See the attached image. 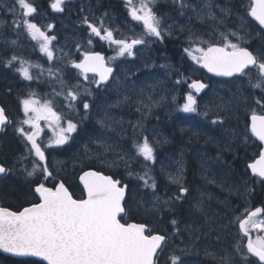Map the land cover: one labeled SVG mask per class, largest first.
<instances>
[{"label":"snow or ice","instance_id":"obj_1","mask_svg":"<svg viewBox=\"0 0 264 264\" xmlns=\"http://www.w3.org/2000/svg\"><path fill=\"white\" fill-rule=\"evenodd\" d=\"M65 2L66 0H52L49 6L54 12L62 13ZM177 2L181 8L189 6L185 0H177ZM128 4L131 5V0H128ZM154 4L155 0H140L139 8H130L129 14L132 20L142 25V34L133 33L131 39L116 38L114 30L105 26L103 19L93 22L84 17L82 24L86 25L88 31L87 43L91 45L94 37L99 38L110 46L115 45L114 51L117 57L126 55L134 57L136 46L147 43L149 38L162 41L164 38L162 22L153 11ZM206 7L211 8L212 4L208 3ZM17 8L20 10V16L19 19L13 20L14 26L17 29L23 27L32 40L38 41L39 50L47 57V60L53 61L55 56L51 44L56 40V36L48 35L36 23L31 22L29 17L33 16L37 9L28 0H14L8 11L16 17ZM246 17L255 21L259 31L264 32V0H251L246 9V16L241 17L242 27L245 23H250ZM208 18L217 19L212 13H208ZM220 24H223L222 20ZM53 27L52 24L47 25L48 30ZM219 35V42H216L213 37L206 40L197 36L195 41L190 38V43L199 41L201 45L195 49L200 53L198 57L192 56L190 48H185L184 51L189 53L192 59L208 73L223 77H246L251 88L259 89L261 93H264V51L254 53L248 47L241 46L239 41H243L244 37L236 30L228 29L226 32H220ZM232 38L237 42H233ZM12 43L15 44V41ZM2 62L7 68H13L18 63L19 67H15V71L28 81L38 78L33 76L31 68L41 69V65H33L16 54H12ZM69 63L72 68L78 70V75L85 81L89 80V73L94 74L90 82L97 88L105 84L113 73V68L107 66L105 58L99 52L85 51L79 62L69 61ZM48 72L52 75L51 68ZM253 72H255V81ZM97 76L98 80L95 79ZM57 79L62 87L66 84L62 76H57ZM180 82L177 81V83ZM80 87L81 85L77 82L67 89L65 99L68 100L69 107H72L73 102L80 98ZM206 87L207 85L200 80H193L189 85L195 93L201 92ZM34 95L31 93L28 98L20 101L25 116V119L21 121L11 119L8 110L0 105V130L9 125H18L14 127V131L23 140L25 149L11 162L0 161V177L16 172H22L26 179L36 177L29 181V190L33 196L30 206L15 211L0 206V250L16 257L40 258V261L47 264H157L158 250L163 251L167 237L153 232L145 223L127 221L129 212L125 200L127 185L100 171H85L79 179L83 184L86 198L76 199L65 186L64 181L54 176L49 167L46 151L53 146L67 144L72 134L77 131L78 124L68 119L66 126H62L60 123L62 118L53 111L50 102L39 105L38 101L32 99ZM125 99L127 100L128 97ZM255 103L264 107V99H256ZM145 107L149 106L145 105ZM216 107L219 109L221 106ZM89 108V103L86 100L83 101L84 111L87 112ZM179 111L207 116V111L198 112L197 99L191 91L187 94L186 102L180 106ZM42 119L50 121L54 132V136L44 147L37 142L42 131L39 125ZM99 123L103 125L104 121L101 120ZM212 123L223 124V118L217 115ZM23 125H29V130H25ZM250 132L252 136L264 142V115L252 112ZM100 147H103L105 151H114L111 146L103 143ZM134 149L135 155L142 157L145 162L152 164L156 162L155 148L147 136L142 137V142L136 141ZM118 158L124 162L125 167H130V158H126V154H118ZM248 167L253 175L264 182V150H261L259 159ZM129 175L133 173L130 171ZM168 178L170 182L180 184V173L176 176L169 175ZM137 179L142 181L145 188L155 190L156 180L151 175L147 163L143 174H137ZM53 181L55 182L51 187L47 186ZM188 191V188L181 185L175 200H181ZM159 199L156 197L157 203L153 205L157 210H159ZM163 203L169 205L168 200ZM262 213L264 209L256 208L247 213L245 218H238L236 221L239 232L247 238L246 246L236 245V252L241 254L243 264H264V235H257L255 239L251 236L253 230L264 232V218H260ZM171 224L176 228L177 221L173 219ZM176 231L178 232L179 229L176 228ZM250 257H255L256 260ZM169 259L171 264H183L178 255L173 254ZM223 259L224 264H235L231 255ZM31 264H39V262L32 261Z\"/></svg>","mask_w":264,"mask_h":264},{"label":"flooded vegetation","instance_id":"obj_2","mask_svg":"<svg viewBox=\"0 0 264 264\" xmlns=\"http://www.w3.org/2000/svg\"><path fill=\"white\" fill-rule=\"evenodd\" d=\"M200 1L201 0H185V3L197 5V3H199ZM28 2L32 3L37 9V12L33 14V16L29 17L31 22L36 23L37 26L40 27L42 31H45L48 35L56 36V40L52 41L51 44V47L54 50L55 58L53 61H48L47 57L40 52L38 41L32 40L23 27L17 29L14 26L13 20L19 19L20 16V10L18 8L16 17H14L8 11V8L14 3V1L11 0L7 4V8H0V21L2 24L0 26V105H3L8 110L10 118L14 121H21L25 119L20 101L22 99L28 98L31 93L35 94L34 96H32V99L38 101L39 105L57 100L60 105L69 107V102L67 99H65V95L62 97H58L56 95V87L57 85L61 84L58 81L57 76H62L63 80L66 82V84L64 85L65 90L63 91L65 93L69 87L75 85L77 82H79V84L81 85L80 98L77 101L73 102V105L70 109L66 108L64 112L66 113L68 119L74 120L79 117V119H82V121H84V124L82 125V127H80V130H82V133L84 135H87L89 129H93L91 125H96V116L101 112L108 110L109 112L114 111V114H116V116H118L120 119H127L129 123L128 125L126 124L124 131H118V134H120V136L118 134L115 135V138L118 137L117 142L119 144H122L121 142L124 141L122 140L123 138L132 135V123H137V121H135V118L139 122H143L142 126L144 127V129H148L152 126L154 127L153 129H155L157 128V124H159L160 126H162L164 133H168L174 142H178L183 138H186L187 140L189 136L183 135L181 137L180 133H178V131L176 130V127L169 128L168 126H166L168 117L163 115V112H166V110L163 111L162 102L159 106V109L153 111V113L151 114H148V116L145 113L146 111L144 112L143 110L142 112L141 109H139V111H136L135 109H131L130 107H128V110L121 111L119 109L111 107L114 105L113 102L118 99L120 92L124 94L125 91H129L130 88L136 86V83L147 79V76H150L153 72H158L159 74L163 75V69L165 72L167 69L171 70L172 75L170 76V81H172V79L179 81L181 80L178 88L180 102L182 99L183 103H185L186 96L191 91L196 96L198 112L203 113L207 111V116L205 117L206 119L209 120L211 118H217V115L222 116L220 115L221 113H218V111H215V109L204 107L205 104L202 105V103L208 95L210 97H215L213 93L216 89L221 87L228 89V86L232 83L233 80H225L206 74L203 71L202 67L199 64L196 65L193 62V59H191L187 52L184 51V49L187 47H181V49L177 51V57H175L174 55L169 56V53L163 52V47L166 43V40L176 41L177 43H184L187 45L188 42L185 41L183 34L180 33L178 29L173 28V32L170 33L171 37H164L162 41L156 38L148 40L145 45L141 46V50H139V52L137 50L138 46H136V48L134 49L135 56L136 52L144 56L148 53H145L146 51H151V54L155 57V59L158 61L160 60L161 66L158 71L156 68L149 67V63L147 61L143 62L142 60V62H137L135 56L129 57L126 55L124 57H117L116 52L114 51L115 45L110 46L106 41L100 40L99 38L94 37L93 43L91 45L87 43L88 31L86 25L82 24V20L84 17H87L90 21L93 22H98L100 19H103L105 26L110 27L114 30V35L116 36V38L131 39L133 37V33H141L142 25L137 21H133L129 14L130 8H137L140 4V0H131V5L128 4V0H66L64 4V11L62 13L54 12L50 8L49 5L52 0H28ZM250 2L251 0H231V2L222 3L220 5L223 7V10L229 11V15H226L225 13L223 14V20L232 25L233 29L236 30L238 28L237 30H241L239 34L244 37V41H249L248 43H244L243 45L241 44V46L246 47L247 45L249 50L256 53L257 51H264V32L259 31V26L256 24V22L252 21L250 17H246V19L250 21V23H245L243 27L241 26V17L246 16V9L250 5ZM226 4L228 5V7ZM182 9L183 8L179 6L177 0H155V5L153 7V11L157 14L158 17L161 18V22L169 20L174 21V25H171L172 27H176V25H178L177 22L181 20L180 11ZM190 20H192L193 23L195 21L193 16ZM233 21L237 22L231 23ZM188 23L190 22L187 21V24ZM48 24H52L54 25V27L51 30H48ZM167 24L168 26L170 25L168 22ZM197 25L199 24H196L195 27H197ZM200 25L202 29L207 28L209 32H226L223 27H218L216 24L210 26H206L203 24ZM243 28H245L244 33H242ZM214 29H218L217 32H214ZM247 30L249 31L248 33ZM13 41H15V44L12 43ZM239 43L242 42L239 41ZM78 45L79 47H77ZM85 51L99 52L105 58L107 66L113 68V73L109 77V80L105 84H102L99 88H97L94 83L90 82L94 74L89 73V80L85 81L82 76L78 75V70L72 68L69 63V61L79 62V60L83 58V53ZM12 54H16L24 60H29L31 62H34L35 64L41 65V69H37L35 67L31 68L33 76L38 78H34L32 81L24 80L19 75V73L15 71V67H19L18 63L13 68L5 67L2 61L6 58H9ZM112 57L115 58L110 59ZM146 58L150 59L148 57ZM49 68L52 69V75H49ZM242 78L244 79V77ZM95 79L98 80L99 77L97 76L95 77ZM193 80H200L201 82L206 84L207 87L201 90V92L195 93V90L189 88V85ZM124 86L127 90L123 92V89H125ZM170 87H173V85L171 84ZM9 89L11 90L10 92ZM133 91L134 90H132V94ZM89 92L91 93L90 95L88 94ZM85 100L90 105V108L87 112H85L83 109V101ZM169 107V104H167V108ZM209 111H212L213 115H209ZM228 113H232V106L228 109ZM172 119L173 121L179 120V122L193 123L196 127L200 123L197 119L193 120V118H189L187 116H176ZM46 121L47 120L43 119L39 121V125L42 131L38 138V143H40L42 147H44V145L48 143L46 141H49L51 139L49 131L46 128ZM47 122L50 123V121ZM15 126L18 125H9L6 128L0 130V138H7L8 136H12L20 140L21 145L24 149L23 140L21 139L19 134L14 131ZM212 134L213 136L215 135V133ZM137 135V137L126 143V148H123L122 146H120L119 148V150H126V158H130V167L127 168L125 167L124 162L118 158V155H115V157H109L110 159L107 156H105V158L91 159L90 157L95 151L91 148H94L96 146L92 143L94 147H90L89 143L86 142L88 137H83L85 138V141L81 143L82 151L80 154V163L76 164L75 167H72L73 169H76V174H74V177L72 175L71 168H67L71 167L69 166V163H67V160L70 156L64 158V156L66 155V149L71 145V142H69V144L67 143L64 146H53L52 148L47 149L46 156L48 157L49 167L53 171L54 176H57L59 180H63L65 186L72 194L73 192H76L78 195L77 199L85 198L84 191L78 182L79 176L83 172L89 170L100 172L108 171L110 172V174H104L103 172L102 174L109 175L115 178L117 177L119 167H125V169H127V177L118 180H120L122 184L128 186L126 190L125 200L129 212L126 219L128 222L132 223H145L150 228L153 223L149 219L144 218V213H139L142 215H138L136 213V211L139 210L140 206H136L134 195L136 193L140 194L141 190L139 189V187H141L143 183L137 178H134L132 175H129V172L131 171L133 173L135 171L134 169H136L137 166V169L143 172L146 164L139 158H134L132 154L134 143L137 141V139H141L142 136L148 137V132L145 133L143 131L140 134L137 133ZM45 138L46 141L43 142ZM191 139L195 141L196 139H198V137H191L190 140ZM200 139L202 140V138ZM255 147L257 148L258 153L260 151V148L256 145ZM206 148L208 149V156L210 154L212 156L214 154L217 155L218 152H220L218 151V147L216 149H213L211 146L206 145L204 149L207 151ZM175 152L182 153L176 144H170L166 145L161 150L156 152V155L161 160L162 158H167L169 155ZM182 154L184 155L185 161V175L183 177L182 184H176L172 182H170L172 184H168V181L170 180L164 178L156 180V186H159L160 191H162L160 192L161 196H164L172 201L164 211L170 212L169 209H172L173 206L174 209L176 207L177 213L180 215L181 219L184 220L183 222L182 220L178 221L176 219V228L178 227L182 230L185 225H188L190 223V219H188L190 213H192L194 216L199 214V216L201 217L204 213H215L213 210L215 207H221V209L223 208L224 203H222V199L227 200L233 197L238 198L240 200L241 209L238 210L239 207L235 206L236 208L233 210V217L231 218L233 219V222L232 225L230 224L229 226V230L235 232L234 235L231 236V242L233 244L232 251H234L235 254L230 253V255L236 258L235 263L243 264L241 260V254L236 252V245L241 244L242 247L246 246L247 238H244L243 234L239 232V225L236 221L238 218H245L247 213L251 211V209H264L261 206L255 207V205H252L251 201H249L253 197L255 192H257L259 189L262 190L261 187L263 186L264 182H261V180L254 178L232 179L231 177H229L221 180V178L216 177L215 160H213V165L209 177H206L203 172H197V176H195L194 178H188L187 169L189 161L186 157L187 154ZM195 161H197V159H195ZM148 165L150 168L151 164ZM64 169H66L67 172ZM199 175L201 176L200 178L198 177ZM54 182L55 181L48 183L50 184V187ZM222 184L226 188H222ZM181 185L188 188L189 191L182 197L181 200H175V197L179 194L178 189ZM73 187L75 188V190L73 189ZM204 188L209 190L205 192L200 191L204 190ZM200 192H202L203 194L202 199L204 200V202L202 206L199 205L201 211H196V213H193L191 209L193 207V200L198 196V194L196 195V193ZM141 193L145 196H148L149 194L147 190H144ZM217 197L219 198L217 199ZM0 206L6 207L1 202ZM22 208L23 207H20L17 210H22ZM182 208H184L185 210L187 208L188 211L180 213L179 209ZM164 211H160V217H163ZM229 213L230 211L227 213L228 217ZM137 216L142 217V221H135ZM220 218V222H223L224 220L226 221V218ZM260 218H264V213H262ZM176 228H174V231L172 233H164V235L167 237V240L165 245L163 246V251L158 252L159 259L157 261V264L159 262L161 264H171L169 257L173 254L180 256L181 260H186V257H184L179 250L183 246L182 242L184 235L181 230L177 232L175 230ZM216 229L219 231L218 226L216 227ZM216 229L215 233H217ZM251 236L253 239L256 238L255 230L251 232ZM196 250H201L200 245L196 247ZM189 258L192 259L191 256ZM250 259L256 260L255 257H250ZM202 260H204V264H217L219 262L212 261L210 259Z\"/></svg>","mask_w":264,"mask_h":264},{"label":"rangeland","instance_id":"obj_3","mask_svg":"<svg viewBox=\"0 0 264 264\" xmlns=\"http://www.w3.org/2000/svg\"><path fill=\"white\" fill-rule=\"evenodd\" d=\"M11 0H1L0 2V8L5 9L7 8V4ZM14 1V0H12ZM231 2V0H201L197 5L194 4H187L191 5L188 7H184L181 11V20L177 22L178 25L176 27H172L171 25H174V21H163V36L166 38L171 37V34L174 30L173 28L178 29L180 33L183 34V37L187 43V48H190L192 51V56H199L200 53L195 51L197 47H200L199 41H196L195 43H190L191 40L195 41V38L197 36H200L204 39H208L209 37H213L216 42L220 41V35L219 33H213L209 32L207 28L202 29L200 24L210 26L213 24H216L218 27H223L226 31L228 29H233V26L230 25L228 22H225L222 17H224V13L226 15H229V11H222L223 7L220 5L222 3H228ZM208 3L212 4L211 8L206 7ZM155 5V4H154ZM152 5V7H154ZM227 5V4H226ZM140 6V4H139ZM139 6L137 8H139ZM228 7V5H227ZM217 11V12H216ZM208 13H212L217 18L216 20H212L208 18ZM194 17L195 21L194 23L192 20H190ZM104 18V17H103ZM168 20V19H167ZM223 21V25H219L220 21ZM187 21L190 22L187 24ZM167 22L170 24L168 26ZM237 21H233L231 23H236ZM196 24L197 27H195ZM0 21V26H1ZM238 29V28H237ZM237 32H240L241 30H237ZM244 29L242 33H244ZM235 30V29H233ZM217 32L216 29H214V32ZM249 31L247 30V33ZM141 33H138L136 35H140ZM241 35V34H240ZM154 38H149L148 40H152ZM233 42L236 40L232 38ZM150 42V41H149ZM244 43H248L249 41H240ZM263 44V43H262ZM145 45V44H143ZM143 45H137L138 46V52L141 50V46ZM264 45V44H263ZM136 52L135 59L137 62H143L147 61L149 64V67L156 68L157 71L161 66L160 60H156L155 57L151 54V51H146V55L142 56ZM189 55V53H187ZM150 58L147 59L146 57ZM190 56V55H189ZM192 56L191 59H192ZM142 58V59H141ZM164 60V59H163ZM29 61V60H27ZM31 62V61H30ZM193 62L197 65L195 60L193 59ZM33 65H35L34 62H31ZM164 65V62H163ZM194 65V64H193ZM195 66V65H194ZM32 71V70H31ZM172 75L171 70L167 69L166 72L163 69V75L159 74L158 72H153L150 76H147V79H144L138 83H136V86L133 88H130L129 91L124 86L125 89H123L124 94L120 92V95L118 96V99H116L113 103L114 105L111 106L115 109H119L121 111L128 110V107L131 109H141L142 112L148 114L153 113V111L158 110L161 102L163 103V111L166 110V112H163V115L167 116L166 126L169 128L176 127V130L178 133H180L181 137L183 135L189 136L188 138L195 137L196 139L191 146L190 151L188 152L190 155L191 153H194L193 157L195 159L199 160V163L195 161V166L197 172H203V174L206 175V177L210 176V171L212 169V163L214 159H209L210 156L207 155L208 151L204 149V147L211 146L213 149H216L218 147V150L223 148V153L227 151V153L231 152L230 148L232 147L233 143H244V141H247L245 138L239 141L240 131L238 127L232 124V122H237V118L240 116V112L246 108H250V110L253 112L257 111L264 112V107H261L255 103V98H257V91L260 92V96L262 99H264V93H261L259 89H253L251 88L252 94L251 97L247 98L244 94V88H245V82L247 83V78H238L232 81V83L228 86V89L226 88H218L214 91L213 95L215 97H210L209 95L204 99L202 105L205 104L204 107H208L210 109H215V111H218V113H221L220 117L223 118V124H213L212 120L216 118L209 119V122L205 121V116L198 115L194 113H183L179 111V108L181 105H183V101L181 99V102L179 101L180 97L178 95L179 91V83H177L178 80L172 79L170 81V76ZM253 80L255 81V72L252 73ZM181 81V80H180ZM171 84L173 87H170ZM169 85V86H168ZM223 85V84H222ZM247 87H250L247 83ZM65 90V86L62 87L61 84L57 85L56 87V95L64 96L66 93L63 92ZM132 90L133 94H132ZM135 92V94H134ZM212 95V94H211ZM125 97H128L126 100ZM215 98V99H214ZM163 100V101H162ZM142 102V103H141ZM167 104H169V108H167ZM145 105H148L149 107H145ZM220 105L221 107L218 109L216 106ZM50 106L52 107L53 111L57 112L58 115L61 116V125L66 126V121L68 120V117L66 116V113L64 112L65 109H70L71 107L62 106L59 104L57 100L50 101ZM232 106V113H228V109ZM78 110V109H77ZM226 110V112H225ZM79 111V110H78ZM209 113H213L212 111H209ZM208 113V114H209ZM251 113V112H250ZM184 117L187 116L189 118H193V120L197 119L199 122H204L207 126H211V131L215 133L214 137L210 135V133L204 129V127L198 125L197 127L193 124V126H187L186 122H179L173 121V117ZM193 116V117H192ZM76 120V121H75ZM103 120L104 124L102 125L99 123V121ZM73 122L78 124V127H82L84 124V121L82 119H79L77 117L76 119L72 120ZM135 121H137L136 124L132 123L133 130L132 135H129L128 137L121 138L122 140L126 141H120L122 144H119L117 142V138H115V135L118 134V131H124V128L126 124L128 125L127 119H120L116 114H114V111L109 112L104 111L101 112L99 115L96 116V125H91L93 129H89L87 136L88 139L86 140L87 143H93L96 146L97 152H99L98 158H105V156L109 157H115V155L118 154H126V150L120 149V146L123 148H126V143H128L133 138L137 137V133L140 134L141 132H148V140L155 148V156H156V162L152 164L151 162H145L142 157H137L135 155V149L133 146V154L132 156L134 158H139L141 161L147 164H151L150 170L151 175L155 177V180H160L162 178L169 179V175L176 176L178 173L181 175V181L180 184H182L183 177L185 175V161H184V155L179 152H175L171 155H169L167 158H160L157 157L156 152L161 150L166 145H173L176 144L179 149L182 147H185L186 144L190 142L186 138L181 139L183 143H181V140L178 142H174L173 139H171V136L168 133H164V130L162 126L157 124V128L153 129L154 127H149L148 129H144L142 126L143 122H139L136 118ZM184 121V120H182ZM159 126V128H158ZM25 130H29V125H23ZM46 128L49 131L50 138L54 136L53 127L50 126V123L46 121ZM184 130H187L188 132H184ZM77 132V131H76ZM76 132L72 134V137L69 139L68 143L73 141ZM120 136V134H118ZM134 136V137H133ZM143 137V136H142ZM211 137V138H210ZM202 138V140L200 139ZM142 142L141 139H137V141ZM249 140V139H248ZM46 141V138L43 140V142ZM50 141V140H49ZM46 141V142H49ZM166 141V142H165ZM109 145L111 146L114 151H105L103 147H100L101 144ZM183 144V145H182ZM231 146V147H230ZM242 147V145H238V148ZM227 149V150H226ZM204 151L203 153L200 152ZM71 153L70 159L67 160V163H69V166L67 168L75 167L77 163H73L74 161H71L73 157V153ZM233 152V151H232ZM77 154V152H75ZM96 154V152H94ZM186 154V152H185ZM127 155V154H126ZM229 155V154H228ZM110 159V158H109ZM76 161V160H75ZM164 161V162H163ZM64 165V164H63ZM182 166V167H181ZM63 167V166H62ZM157 170L158 174L157 176L153 173V170ZM63 170V169H58ZM202 170V171H201ZM67 172V170H66ZM213 172V171H212ZM201 177L200 175L198 176ZM205 177V176H204ZM222 180V178H221ZM168 184L170 181H168ZM141 186V185H140ZM222 188H226L223 184L221 186ZM139 189L142 191L147 190L149 192L148 196L143 195L141 192L140 194L134 195V200L136 202V206H140L139 210L136 211L137 214L144 213V218L149 219L153 224L156 222V219L160 217V211H164L167 209L168 205H164V201L168 200L169 204H171V200L167 199L166 197H162L158 194L157 189L155 190L151 188H145L143 185L139 187ZM209 189L200 190L202 192L208 191ZM202 192L196 193L198 194L197 198L193 201V207L191 208L193 213H196V211H201L199 208V205L202 206L204 200L202 199ZM140 195V196H139ZM156 197H159V210L155 208L153 205L157 203ZM213 198V197H212ZM229 203H225L223 205L224 210H230L232 208L229 207ZM229 207V208H228ZM228 214H226L227 216ZM226 216H221L225 218ZM190 219V223L188 225H185L181 232L183 233V246L179 249L180 252L183 254L184 257H186V260H182L183 264H204L202 259H210L212 261H219L217 264H224V257L229 256L231 254H235L234 251L226 253L225 250H222L221 248L217 249V251L213 254H210L209 252L213 251L214 245L212 244L213 239L209 236L211 233H215V229L218 225H220L222 222H220L219 219L220 216L217 213H204L203 216H199V214L195 215ZM217 230V229H216ZM257 235H264V232H257ZM203 241V242H202ZM205 243L204 245H202ZM200 245L201 250H196V247ZM203 247V249H202ZM192 257L189 258V257ZM234 258V261L236 258ZM194 260V261H193ZM237 264V263H235Z\"/></svg>","mask_w":264,"mask_h":264},{"label":"trees","instance_id":"obj_4","mask_svg":"<svg viewBox=\"0 0 264 264\" xmlns=\"http://www.w3.org/2000/svg\"><path fill=\"white\" fill-rule=\"evenodd\" d=\"M181 47L184 48L185 44L184 43H177L176 41L166 40V43L163 47V52L169 53V56L174 55L175 57H177L178 56L177 51L180 50ZM207 122H209V121H207ZM232 124L242 130V131H240V133H244L245 135L247 134L246 132H247V125H248V115L246 114L244 109L240 112V116L238 117L237 122L236 123L232 122ZM199 125L204 127V129H206L209 133L211 132L210 135L212 137H214L212 134L213 132L211 131V126H207L204 123H202V124L200 123ZM240 136H241V134H240ZM83 137H88V136L84 135L82 133V130H80V127H78L76 135H75L73 141L71 142V145L68 146L66 149V155L64 156L62 154L64 156V158L69 157L71 155V153L67 152V151H71L73 153V156L76 155L75 157H73V159H71V161H74L73 163H77V164L80 163V154L82 151L81 150V143L83 141H85V138H83ZM193 139L190 140V138H188L187 143H188V140L190 141V143H188V145L186 144L185 147H182L180 149V151L182 153L186 152V154H187L186 157H187V160L189 161L188 169H187L188 178H194L195 176L198 175L197 170L195 168V163H194V161H195V157H193L194 153H191V155L188 153L191 149L190 144L192 145V143L194 142ZM242 139H243V137H239L240 142ZM181 143H183L182 140H181ZM89 145H90V147H94L92 143H89ZM238 145H241V144L234 142L233 145H231L233 148L232 147L230 148L231 152H229V153H227V151L225 153H223V148H222V149L218 150L220 152H218L217 155L216 154H214L213 156L211 154L209 155L210 159L215 160L216 177H219L222 179L229 178V177H231L232 179H235V178H249L250 179V178H252L251 175L246 170V165L249 162H251L254 159V157L256 156L257 148L255 147V145L258 146L259 148H260V145L254 144L251 147H249L248 150L245 147L244 148H242V147L238 148ZM91 149H94L95 150L94 152H96V154L93 153V155L90 158L91 159L98 158L97 155H99V152H97L96 147L91 148ZM23 152H24V149H23V146L21 145L20 140L14 138L12 136H8L7 138H0V161L7 160L8 162H11L13 159H15L17 156H19ZM75 152H77V154ZM203 152L204 151L200 152V155ZM34 158L35 157L33 156V159ZM70 158L71 157H69V159ZM197 161L199 163V160H197ZM30 167L31 166L29 165V168ZM137 168H138V166H137ZM137 168L134 169L135 171L133 172L134 173L133 175L135 178H137V174H140V175L143 174V172L141 171V173H140V170H138ZM64 170H66V169H64ZM126 170L127 169H125V167L120 166L118 169L117 177H115L114 179H123L124 177H127L126 176V174H127ZM77 171H79V170H77ZM71 172H72V175L74 177V174H76V169L71 168ZM103 173L104 174H110V172H108V171H104ZM153 173L157 176V172L155 170H153ZM30 179H36V177L26 179L22 172H16L14 174L2 176L0 178V202L4 206H6L12 210H17L20 207L29 206L30 203L33 202V196L29 190ZM47 186L50 187V184H48ZM261 188H262V190L259 189L257 192H255L253 197L249 201H251L252 205H255V207L261 206L264 208V184ZM73 189L75 190L74 187H73ZM156 189H157L158 193L162 192V191H160L159 186ZM72 195L74 198L77 199L78 195L76 192H73ZM219 197H217V199ZM222 203H224V204L229 203L230 208H232V209L223 210V209H221V207H215L213 209L214 212L219 214L220 217L226 216V214L229 211H230V213H229V217H228V215L225 217L228 222H226L224 220L222 223H225V224L218 225L219 231L217 230V233H211L209 235L213 239L212 244L214 245L213 251L209 252L210 254L215 253L217 251V249H219V248H221L222 250H225L224 251L225 254L232 252V245L233 244L231 242V236H233L235 232L230 231L229 226H230V224L232 225V222H233V219H231V218L233 217V210L236 208L235 206L239 207L238 210L241 209L240 200L238 198L233 197V198L227 199V200L222 199ZM185 211H188V209L187 208H186V210L184 208L179 209L180 213H184ZM138 215H142V214H138ZM189 217L192 218V217H194V215L192 213H190ZM189 217H188V219H189ZM141 219H142V217L137 216L135 221H138V220L142 221ZM173 219H175V220L177 219L178 221L182 220L184 222V220L181 219L180 215L177 213L176 207L174 209V206L172 207V209H170V212L164 211L163 217L162 216L158 217L156 219V222H154L153 225L150 224L151 225L150 229L153 232L160 233V234L172 233L174 231V227L171 224V221ZM181 227H182V223H181ZM178 229L181 230L180 228H178ZM202 245H204V243ZM202 249H203V247H202ZM32 261H36V260L14 259V258H10V257H7V256L0 254V264H31ZM39 264H42V263L39 262ZM158 264H161V263L159 262Z\"/></svg>","mask_w":264,"mask_h":264},{"label":"water","instance_id":"obj_5","mask_svg":"<svg viewBox=\"0 0 264 264\" xmlns=\"http://www.w3.org/2000/svg\"><path fill=\"white\" fill-rule=\"evenodd\" d=\"M255 22V21H254ZM257 24V23H256ZM258 25V24H257ZM203 70L207 73V74H210V75H213V76H216V75H214V74H212V73H208L207 72V70L206 69H204L203 68ZM216 77H223V76H216ZM223 78H227V79H230V78H233V77H223ZM250 123H251V116H250V118H249V131H250ZM251 133V132H250ZM252 135V134H251ZM40 136V135H39ZM39 138V137H38ZM38 138H37V140H38ZM253 138L261 145V150H264V142H261V141H259L256 137H254L253 136ZM63 146V145H62ZM261 152V151H260ZM260 154V153H259ZM257 159H259V156L252 162V163H254ZM251 164V163H250ZM248 170H249V172L253 175V173H252V171H251V169L248 167ZM83 174V173H82ZM81 174V175H82ZM253 176H255V175H253ZM80 177V176H79ZM255 177H257V176H255ZM259 178V177H258ZM78 182H79V185L81 186V188L83 189V184L80 182V179H78ZM83 191H84V189H83ZM84 194H85V198H86V193L84 192ZM159 251V250H158ZM0 254H2V255H4V256H7V257H11V258H15V259H33V260H36V261H38V262H41L42 264H47V262H44V261H40V258H33V257H16V256H13V255H11V254H9V253H4L2 250H0Z\"/></svg>","mask_w":264,"mask_h":264},{"label":"bare ground","instance_id":"obj_6","mask_svg":"<svg viewBox=\"0 0 264 264\" xmlns=\"http://www.w3.org/2000/svg\"><path fill=\"white\" fill-rule=\"evenodd\" d=\"M257 50V49H256ZM260 50V49H259ZM226 112V111H225ZM243 120V119H242ZM244 123V122H243ZM243 125V124H242ZM245 142V141H244ZM238 143V142H237ZM231 147V146H230ZM233 148V147H232ZM207 149V148H206ZM207 151H208V149H207ZM198 160V159H197ZM232 167V166H231ZM234 168V167H233ZM202 171V170H201ZM237 187V186H236ZM254 191V190H253ZM230 207V206H229ZM228 207V208H229ZM227 221V220H226ZM228 222V221H227Z\"/></svg>","mask_w":264,"mask_h":264}]
</instances>
